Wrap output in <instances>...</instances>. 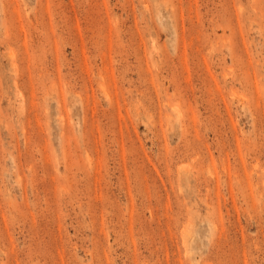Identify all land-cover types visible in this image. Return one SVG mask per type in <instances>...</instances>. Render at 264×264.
<instances>
[{"label": "rangeland", "instance_id": "rangeland-1", "mask_svg": "<svg viewBox=\"0 0 264 264\" xmlns=\"http://www.w3.org/2000/svg\"><path fill=\"white\" fill-rule=\"evenodd\" d=\"M0 264H264V0H0Z\"/></svg>", "mask_w": 264, "mask_h": 264}]
</instances>
